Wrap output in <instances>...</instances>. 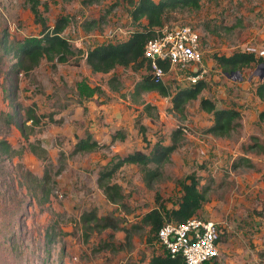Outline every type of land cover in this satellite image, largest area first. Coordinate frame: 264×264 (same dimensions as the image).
Masks as SVG:
<instances>
[{
    "label": "rangeland",
    "instance_id": "374dc122",
    "mask_svg": "<svg viewBox=\"0 0 264 264\" xmlns=\"http://www.w3.org/2000/svg\"><path fill=\"white\" fill-rule=\"evenodd\" d=\"M41 1L49 25L62 15L68 18L62 34L81 51H76L78 64L74 57L55 65L43 57L32 69L18 70L16 57L1 39L8 43L38 36L41 25L25 0H0V140L15 149L23 147L19 153L0 151V264H145L152 253L165 249L158 239L146 243L149 224L141 217L158 205L159 192L167 219L165 210L176 207L182 194L177 178L191 171L207 195L194 215L214 220L221 234L219 254L204 264H264V120L258 117L264 101L255 93L264 65L254 61L226 73L213 57L250 50L264 59V0H201L199 8L167 10L163 25L186 23L198 29L203 57L198 67L167 70L161 82L174 93L193 83L189 74L204 68L200 79L205 86L181 111L172 108L171 95L152 89L147 113L141 110V94L132 91L149 69L116 66L110 72H93L84 59L90 47L143 29L146 19L133 21L130 16L136 0ZM112 75L117 90L107 82ZM81 79L99 87L93 100L78 92ZM201 97L240 110V126L226 135L208 132L212 114L200 107ZM86 101L96 112H89ZM105 102L108 116L102 110ZM28 107L45 116L27 131L26 139L17 122ZM136 120L146 125L148 143ZM96 128L110 135L96 137L103 145L74 152L78 137L93 136ZM175 128L181 129L177 147L157 174L147 180L140 164H122L108 180L121 186L123 198L108 201L98 185L99 170L135 149L149 152L158 138L169 144ZM116 131L124 137L111 141ZM28 142L40 144L47 157L37 156ZM91 209L116 225L82 222L81 214Z\"/></svg>",
    "mask_w": 264,
    "mask_h": 264
},
{
    "label": "trees",
    "instance_id": "16d2710c",
    "mask_svg": "<svg viewBox=\"0 0 264 264\" xmlns=\"http://www.w3.org/2000/svg\"><path fill=\"white\" fill-rule=\"evenodd\" d=\"M25 2L28 4L33 14L34 20L41 25L40 34L38 36H26L8 43H6L5 38L1 39L5 50L12 52L14 57H16L18 70L22 69L28 71L32 69L39 64L43 57L51 61L52 65L58 62H68L72 57H74L73 63L78 64L79 57H77L76 51H81V49L76 50L68 38L62 34V31L68 23V18L62 15L57 18L53 25H49L40 9L41 0H25ZM200 5L201 0H136L130 11V16L133 21H139L144 17L146 19V24L143 29L133 30L126 39L117 42H102L90 47L85 53V60L93 72L106 73L116 66H130L133 70L146 67L150 70V62L143 56L144 44L148 38L155 34V27H161L163 25L165 12L177 7L199 8ZM45 7L47 6L45 5ZM213 57L221 69L226 73L239 71L254 61L264 63L262 56H257L250 50H236L229 55L214 54ZM159 63L165 71L169 70L168 62L159 61ZM115 80L116 77L112 75L108 78L107 82L112 89L117 90L119 86L113 83ZM204 86L205 81L199 79L195 83H191L186 87L179 88L174 93H170L167 85L161 81L157 82L154 80L150 70L149 73L134 83L132 94L140 95L143 91L155 89L161 95H171L170 100L172 108L181 111L189 99L197 98ZM79 88H82L81 91H79ZM77 89L80 94L82 93L83 97L88 98L97 93L96 90L99 89V87L91 86L87 83L85 84V81L81 79L77 83ZM255 93L264 101V79L257 83ZM142 102L144 101L141 100L140 103ZM199 104L203 110L212 114V124L207 128L208 132L215 135H226L240 126V110L234 107H218L214 101L208 97H201ZM150 107L151 103L146 102L143 104L141 110L147 113ZM83 109L86 110L85 105ZM25 113V118L17 122V126L25 138L28 139L27 131H31L32 126L40 122L45 115L36 114L34 110L29 107L26 108ZM258 117L264 120V109L259 112ZM48 118L53 120V117L50 115ZM29 119L30 124H27V120ZM136 123L138 124V130L141 133L142 140L148 143L149 139L146 134V125L139 120H136ZM180 132V128L172 130L171 142L169 144H165L162 139L158 138L151 146L149 152L135 149L124 156H118L117 160L112 164L103 166L99 170L97 180L106 199L115 203L123 198L121 186L108 179L124 163H138L142 166L144 176L147 180L154 177L158 172L157 167L161 165L177 147V137ZM117 136L120 138L124 137L123 134H119V131H116L112 134L111 141H114ZM102 145L103 144H100L88 133L85 136L78 137L77 141L74 143L73 151H92ZM28 147L37 156L43 159L47 157L46 149L40 144L28 142ZM22 148L15 149L7 141L0 140L1 152H6L8 154L19 153ZM150 163H154L156 167L150 168ZM47 179V170L44 169L41 180L45 182ZM177 183L182 189L180 200L176 207L167 209L165 212L168 216L167 219L181 222L196 213L207 199V195L205 190L199 188V176L195 171H191L177 178ZM155 198L156 201H159L158 205L146 211L141 217L143 223L149 224V231L145 240L149 245H152L157 239L158 230L166 220L163 215L165 205L160 201L159 192H156ZM80 219L84 223H88L92 219H95L96 226L114 227L116 225L112 218L98 216L94 209L83 212ZM146 264L184 263L181 256L171 257L170 254L165 251L164 253H152Z\"/></svg>",
    "mask_w": 264,
    "mask_h": 264
},
{
    "label": "built area",
    "instance_id": "2783aa9c",
    "mask_svg": "<svg viewBox=\"0 0 264 264\" xmlns=\"http://www.w3.org/2000/svg\"><path fill=\"white\" fill-rule=\"evenodd\" d=\"M156 28L143 48V56L150 62L155 81H162L166 73L159 61L168 62L169 70L198 67L203 57V46L197 28L186 23ZM204 72V68H198L188 75V79L195 83ZM220 238V229L214 220L196 215L181 222L166 219L157 233L165 251L171 257L181 256L184 264H204L216 257Z\"/></svg>",
    "mask_w": 264,
    "mask_h": 264
},
{
    "label": "crops",
    "instance_id": "0c3cea01",
    "mask_svg": "<svg viewBox=\"0 0 264 264\" xmlns=\"http://www.w3.org/2000/svg\"><path fill=\"white\" fill-rule=\"evenodd\" d=\"M87 51V50H86ZM86 51H85V53H86ZM85 57V56H84ZM85 59V58H84ZM86 61V60H85ZM90 70H91V68H90ZM92 71V70H91ZM110 72V71H109ZM152 92V90H150V91H145V93H141V98H140V101L142 100V101H144V102H142L141 103V105H142V107H143V104L144 103H146V102H149V101H146L147 100V98L151 95V94H153V93H151ZM97 97V93H95L94 95H92V96H90V97H88L87 99H92L93 100V98L94 97ZM93 97V98H92ZM85 105L86 106H88V108H89V112L91 113V111H92V114L94 113V112H96L95 111V109H93V107H92V105H88V103H87V101H86V103H85ZM102 105V110H103V112H104V115L105 116H108V102H105V103H103V104H101ZM92 107V108H91ZM142 107H141V109H142ZM90 117L91 118H93V116L92 115H90ZM98 126V125H97ZM97 136H101L103 139H106L107 137H109L110 135H109V133H108V135H107V133L104 131V130H101V129H99V128H96L95 129V132H93V137L98 141V142H100L101 143V141H99V139H97L96 137ZM102 139V140H103ZM103 142H106V143H108L107 141H103ZM147 263V262H146ZM145 263V264H146Z\"/></svg>",
    "mask_w": 264,
    "mask_h": 264
},
{
    "label": "water",
    "instance_id": "95a60500",
    "mask_svg": "<svg viewBox=\"0 0 264 264\" xmlns=\"http://www.w3.org/2000/svg\"><path fill=\"white\" fill-rule=\"evenodd\" d=\"M262 65H264V63H263V62H261L259 66L261 67ZM261 76H262V75H261ZM263 79H264V76H263Z\"/></svg>",
    "mask_w": 264,
    "mask_h": 264
}]
</instances>
